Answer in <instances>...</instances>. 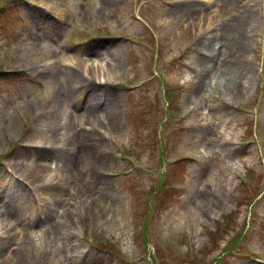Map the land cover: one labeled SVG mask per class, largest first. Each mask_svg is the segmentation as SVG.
Masks as SVG:
<instances>
[{
  "label": "rangeland",
  "instance_id": "374dc122",
  "mask_svg": "<svg viewBox=\"0 0 264 264\" xmlns=\"http://www.w3.org/2000/svg\"><path fill=\"white\" fill-rule=\"evenodd\" d=\"M255 4L229 84L205 42L224 43L219 0H0V264H264V0H243ZM82 151L105 193L86 191Z\"/></svg>",
  "mask_w": 264,
  "mask_h": 264
},
{
  "label": "bare ground",
  "instance_id": "6f19581e",
  "mask_svg": "<svg viewBox=\"0 0 264 264\" xmlns=\"http://www.w3.org/2000/svg\"><path fill=\"white\" fill-rule=\"evenodd\" d=\"M219 2L221 3V5L219 6L221 11L225 12L226 14V18H225V23L222 24L223 25V30L225 31V38H224V43H222L221 45H219V42L214 44L212 43L211 39L212 36L216 37L214 35H211L210 37H206L205 42H207V45H209L212 49V53L220 54V60L217 63V69L216 71L219 74V77L221 79H224L225 81L227 80V82L229 84H234L237 80H241L242 76L245 75V73L243 72L244 69L242 67H239L237 65H235L236 59H233V53L235 54L236 51H240L242 49V47H244L245 45H247L249 43V40L247 38V36H243V39H240V34L242 32V30L249 28L253 25V22L255 21V17L256 15L254 14V12H256V7L257 4H255L254 6L246 9V7L243 5V0H219ZM255 9V10H254ZM188 12L190 14L193 15H197V10L193 9V8H189ZM199 19V15L197 16ZM211 25V23H209L208 27ZM210 28V27H209ZM208 28V29H209ZM216 32V31H215ZM218 38V37H217ZM218 40L220 41L221 39L218 38ZM214 41V40H213ZM222 41V42H223ZM223 45V46H222ZM202 60V65H207L208 63H213V57L210 56L209 59L206 58H201ZM91 65H98L97 61H91ZM90 65V66H91ZM116 76L114 74L111 73V71L107 70L104 71V68L102 69V76H101V82L103 81H108V82H112V80H115ZM96 78V77H95ZM106 80H105V79ZM222 82V80H220ZM104 83V82H103ZM106 83V82H105ZM102 84V83H101ZM79 132L86 138L91 137V133L88 132V130L86 128H80ZM227 144H229L227 142ZM82 162H81V168H83V170L81 169V171L83 173V177L82 180L84 182L87 183V185H85L86 187V191L88 192H99V193H105L106 188H103L102 191L99 190L97 187L96 189L93 188L95 185L93 182L95 181H99V178L97 177V170H98V163H96V161H94V158H92L90 156V154L88 152L84 153L82 151ZM98 158H100L101 156H103V152L98 151ZM110 158V155H107ZM80 170V167H78ZM72 178V177H70ZM44 179L43 174H39L38 176L33 177L32 182H38V181H42ZM46 182L43 181L41 182V185H44ZM47 186L46 188H50V189H54L52 183H46ZM40 185H38L37 187H39ZM215 186V185H214ZM99 190V191H98ZM11 194H13V198L16 200L21 199L22 197H24L23 195H26V192L24 190L21 189H17L16 187H13L11 190ZM57 192H61V190H58ZM208 192H203L202 196H208ZM66 196V194L60 193V195L58 196V201L56 202V206H58V208H60L61 206L65 205V201L63 200V197ZM198 195L195 194L194 198L198 199ZM62 201V202H61ZM7 207V211H6V217L5 220L11 221V219H13L14 217V210L12 208H8L13 206V203H6L5 204ZM51 208L50 213H48L46 215V219L47 222L48 221H52L51 217L55 214L56 212V208ZM54 212V213H53ZM65 215L64 216H70L69 218H72V215H74V213L72 211H70V209H66V211L64 212ZM55 220V219H54ZM70 221V220H69ZM71 222V221H70ZM2 225H4V223L0 224V227L4 230V228L2 227ZM8 225V223H7ZM5 226V228L9 229V225ZM56 228V227H55ZM28 229V228H27ZM46 231V232H45ZM27 230L23 231V235L24 237L20 238V243L18 245L17 250L19 251V253L21 254L22 252H28L31 251V246L29 244V240H30V234L26 233ZM43 233L47 234V230H44ZM7 231L5 232V230L3 232L0 233V239H4L7 238L8 236L6 235ZM34 239L31 237V242H33ZM9 248H7V252L9 254L10 257H12L14 255V251L10 248V250H8ZM0 250H2V247H0ZM6 254V255H8ZM5 257V254H4ZM69 262L72 263V259H68ZM2 264H23V261L20 259L15 260H3Z\"/></svg>",
  "mask_w": 264,
  "mask_h": 264
}]
</instances>
